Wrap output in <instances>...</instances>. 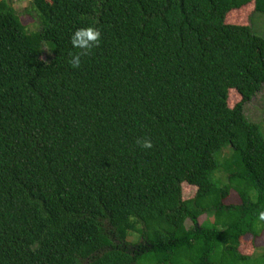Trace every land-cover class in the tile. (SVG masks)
Here are the masks:
<instances>
[{
    "label": "trees",
    "instance_id": "obj_1",
    "mask_svg": "<svg viewBox=\"0 0 264 264\" xmlns=\"http://www.w3.org/2000/svg\"><path fill=\"white\" fill-rule=\"evenodd\" d=\"M250 5L264 14V0H30L28 29L0 0V264L252 259L240 245L264 235V135L244 105L264 37ZM89 26L99 42L74 48Z\"/></svg>",
    "mask_w": 264,
    "mask_h": 264
},
{
    "label": "rangeland",
    "instance_id": "obj_2",
    "mask_svg": "<svg viewBox=\"0 0 264 264\" xmlns=\"http://www.w3.org/2000/svg\"><path fill=\"white\" fill-rule=\"evenodd\" d=\"M248 5V4H247ZM13 6L16 9L17 12L20 14V20L23 24H25L28 29H35L38 26V17L36 13L30 8V0H13ZM31 9V13L27 14L25 12L26 9ZM235 12V10L233 11ZM252 12V6L250 5L246 15L243 16V22H248V24L251 26L254 33H256L259 36L264 37V14L259 12H254L251 15ZM240 14L237 15V17ZM251 15L250 19L249 16ZM247 24V23H246ZM51 56V50L48 46H44L43 52L41 54V58L43 60H48ZM229 99L233 100V103H236L240 100L238 96L235 95L234 92L230 93ZM244 113L246 117L255 123H259L264 135V83L261 86V89L252 97V99L245 103L244 105ZM223 152L220 154V157H224L229 154L230 152V145H227L223 147ZM219 175L221 179H223L222 173H217V171L214 174V178ZM195 191V188L193 186L184 184L182 185V193L183 196L189 197L191 196ZM256 199V193L253 194L252 200ZM226 204H238L240 203L238 195L235 193V191H231L228 198L225 200ZM206 216L202 215L198 218V222L202 223L205 220ZM186 225H190V221L186 222ZM260 225L256 221L254 223V229L259 230L260 232ZM245 241L240 245V252L242 254L249 255L252 259L248 262L239 264H254L256 261L260 262L263 259L264 255V235L263 237L253 238L250 235H247L245 237ZM252 238V239H250ZM254 259V260H253Z\"/></svg>",
    "mask_w": 264,
    "mask_h": 264
},
{
    "label": "clouds",
    "instance_id": "obj_3",
    "mask_svg": "<svg viewBox=\"0 0 264 264\" xmlns=\"http://www.w3.org/2000/svg\"><path fill=\"white\" fill-rule=\"evenodd\" d=\"M100 37V31L92 26H89L86 28L77 29L73 33L71 43L74 48H78L86 52L99 42ZM69 62L72 67H79L81 63V55H73ZM151 146L150 140L144 139L142 141V147L150 148Z\"/></svg>",
    "mask_w": 264,
    "mask_h": 264
}]
</instances>
